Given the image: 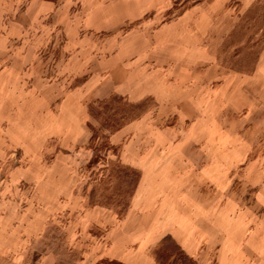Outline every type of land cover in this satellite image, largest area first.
Masks as SVG:
<instances>
[{
    "label": "rangeland",
    "instance_id": "obj_1",
    "mask_svg": "<svg viewBox=\"0 0 264 264\" xmlns=\"http://www.w3.org/2000/svg\"><path fill=\"white\" fill-rule=\"evenodd\" d=\"M215 2L0 0V264H129L148 246L150 261L171 264L177 242L153 236L176 220L190 232V212L208 217L230 252L264 256L252 237L264 238V115L251 89L242 111L215 101L177 112L191 85L172 67L143 76L159 28ZM222 6L236 25L218 65L237 85L232 76L253 72L263 46L264 0ZM159 80L162 95L147 94ZM220 85L195 101L209 103ZM203 245L197 235L191 258L218 264Z\"/></svg>",
    "mask_w": 264,
    "mask_h": 264
},
{
    "label": "crops",
    "instance_id": "obj_2",
    "mask_svg": "<svg viewBox=\"0 0 264 264\" xmlns=\"http://www.w3.org/2000/svg\"><path fill=\"white\" fill-rule=\"evenodd\" d=\"M225 1L224 3H219V1L216 0V6L210 5V7L206 6L205 8L198 6L193 7L195 13H186L181 17L180 21H176L170 25H164L156 32L157 38L155 42L157 43L153 44L156 46L157 54H152L153 56L149 55V57H147L146 62L148 66L145 68L143 76H146L147 80L154 77V73H150V69L147 70L148 67L153 68V65L155 66L154 68L164 69L163 72L169 71L172 67L175 73L174 77L182 83H189V85H191V91L185 93L186 95L183 97L184 100L189 98L188 101L184 102L179 99L174 102V105L172 104L177 112H179V109L191 110L192 108H196V104H200V106L205 109L210 108L212 107L211 103L215 101L221 102L220 110H245L246 105H244V102L239 98L241 95H245V89L248 88L251 89L254 98V100H251L253 102L252 110L255 111L256 116L264 115V42L260 49L254 71L249 73V75L237 72L238 74L236 76H232L234 79H241L242 82L239 80V83L236 85L235 81L229 83L230 77L221 76V67L218 65L217 58L218 51L236 25L232 13L225 10L222 6L233 0ZM238 1H241L240 9L243 10L245 7L248 9V6L254 0ZM149 46L153 48V45ZM162 74L163 73L159 75V79H162L164 76ZM163 81L159 80L156 82L158 85L156 87L157 89H151V87L146 89L147 94L156 95L161 93L162 95L160 91L164 89V86H162L163 84H161ZM215 81L221 82V85L216 91V96L215 91L210 90L211 101H209V103L206 101L200 103L195 101L198 100L195 99V97L199 94V88L206 90L208 87H212ZM148 83V86H151L150 81ZM163 83L165 85V81ZM152 86L154 85L152 84ZM236 94L240 96L237 97ZM161 101L163 102L165 100ZM187 105L190 107L189 109L184 108L188 107ZM181 118L184 119L183 121L181 120L182 123H189L188 121H192L193 117H190V119L186 117ZM198 122H200V119ZM259 125H264L262 120H260ZM161 136H163L161 141L173 140V142H175L179 138V134L172 135L174 138H170L171 136L165 134ZM158 152H161L160 148H158ZM165 155L166 154L163 153V157H165ZM167 156H169V154H167L166 157ZM175 157L179 158L180 155H175ZM181 184L185 185L186 182ZM171 216H179V218H181V212L173 211ZM187 218H192L193 220H191V224L193 225H190V232L179 228L182 225L180 226L176 220L172 226L166 227L163 232H159L153 236V238L157 239L155 243L160 242L166 236H171L181 249L191 257L195 255L196 252L194 246H191V243L198 235L200 239L204 238L205 245L203 246L206 252L211 256H217L218 264H234L235 258H237L238 264H264V256L261 254V250L258 251L257 247H253V249L248 251L241 250L238 253L230 252L228 248H225V244L228 240H225L224 233L221 234L218 230L210 228L208 217L200 219L194 216L193 212H190ZM166 220L168 221V219ZM197 225H200V227L204 229H199V231ZM253 234L254 236L252 237L258 240L259 244L262 245L264 243V238L261 236L263 230H255ZM220 238L222 240L221 242L218 241ZM152 243L153 241H151V244ZM148 248L138 252L136 255L130 254L128 259L131 263L129 262V264H157L155 261L154 263L152 260H149ZM235 255L238 256L236 257ZM261 255L263 256L262 258Z\"/></svg>",
    "mask_w": 264,
    "mask_h": 264
},
{
    "label": "trees",
    "instance_id": "obj_3",
    "mask_svg": "<svg viewBox=\"0 0 264 264\" xmlns=\"http://www.w3.org/2000/svg\"><path fill=\"white\" fill-rule=\"evenodd\" d=\"M173 244V239L170 236H167L163 239L161 246H164L165 244ZM174 255L176 256V259L171 263V264H197V262L188 256L179 245H174V249L172 250ZM158 261V264H167V262H164L161 260V258L157 257L156 258Z\"/></svg>",
    "mask_w": 264,
    "mask_h": 264
}]
</instances>
